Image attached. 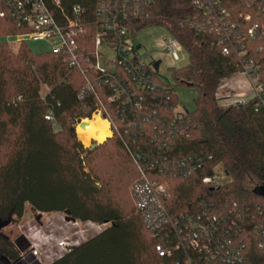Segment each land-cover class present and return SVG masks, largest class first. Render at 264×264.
Returning <instances> with one entry per match:
<instances>
[{
    "label": "trees",
    "instance_id": "obj_1",
    "mask_svg": "<svg viewBox=\"0 0 264 264\" xmlns=\"http://www.w3.org/2000/svg\"><path fill=\"white\" fill-rule=\"evenodd\" d=\"M46 1L62 23L76 4L85 7L84 19L91 21L101 0ZM222 3L234 18L250 7L248 0ZM150 13L151 19L141 21L137 30L161 25L182 43L189 63L173 68L172 75L178 85L196 90L190 135L173 140L170 155L211 157L204 171L192 177L164 179L169 209L182 212L203 199L216 205L236 201L264 207V197L254 193L264 186V106L257 107L255 99L225 106L217 97L221 81L240 70L241 46L222 41L213 29L197 32L191 26L197 13L194 0H154ZM22 32L13 19L0 17V257L21 261V251L3 229L30 206L37 213L60 212L74 221L105 224L48 264H182V251L167 256L156 251L161 237L137 207L132 188L141 175L124 140L113 135L90 149L77 138V120L90 118L97 108L93 95L78 97L85 77L61 55L34 53L27 41L13 50L5 38ZM92 40L91 32L80 38L89 51ZM245 43L264 77V35ZM154 76L160 80L158 73ZM166 84L172 104L178 106L174 88ZM49 114L52 119L46 118ZM218 164L230 181L213 188L202 178ZM248 248L249 264H264L259 243L250 242Z\"/></svg>",
    "mask_w": 264,
    "mask_h": 264
},
{
    "label": "built area",
    "instance_id": "obj_2",
    "mask_svg": "<svg viewBox=\"0 0 264 264\" xmlns=\"http://www.w3.org/2000/svg\"><path fill=\"white\" fill-rule=\"evenodd\" d=\"M54 3L59 5V0ZM153 3L154 0H101L89 22L84 19L85 7L76 4L71 8V16L61 23L46 0H0V17H10L19 29L24 30L7 38L12 48L27 39L52 41L51 51L64 57L70 68L85 77V85L78 97L84 100L93 95L97 106L93 115L107 121L110 137L118 135L124 140L141 175V180L132 188L137 207L154 224L155 236L161 237L155 246L160 256L182 251V264H249L250 242H258L264 249L262 205L250 207L236 201L216 205L203 199L182 212L173 213L168 207L170 193L164 179L192 177L204 171L206 161L211 157L170 155L173 140L190 135L189 111L172 104L171 87L154 76L159 73V69L154 68L157 60H147L151 52L143 55L140 46L131 38L141 21L151 19ZM194 4L197 13L191 26L197 32L213 29L221 35L222 41L241 46L237 51L240 59L237 73L248 77L257 107L264 106V77L249 56L245 43L264 35V0H248L249 11L238 12L236 18L222 0H194ZM257 17L261 21H257ZM90 32L94 35L91 51L80 42V38ZM161 43L170 59H179L184 48L177 38L168 32ZM105 50L111 51L114 57L103 67L99 59ZM225 80L221 81L218 90L227 87ZM46 118L53 116L49 114ZM83 119H78L77 124ZM220 173L230 177L218 164L210 174L203 176L202 181L213 188L220 187L225 184L221 182ZM71 222L79 224L78 221ZM87 223L100 230L105 226ZM29 230L26 236L35 237L29 252L42 260L37 242L41 241L43 246L50 241H43L42 236L36 238V231ZM44 233L45 239H50L51 233ZM171 236L172 245H166V239L168 242ZM77 238L66 233L57 242V247L63 254L81 243Z\"/></svg>",
    "mask_w": 264,
    "mask_h": 264
},
{
    "label": "rangeland",
    "instance_id": "obj_3",
    "mask_svg": "<svg viewBox=\"0 0 264 264\" xmlns=\"http://www.w3.org/2000/svg\"><path fill=\"white\" fill-rule=\"evenodd\" d=\"M164 35H168V31L166 30V28L164 26L161 25H148L142 29H140L139 31L136 32V34L131 37L132 38V42L135 45H139L140 46V52L145 55L148 52H151V55L149 57H147V60L150 59H154V60H161V64H160V68H159V73H158V77L160 78V80H162L165 83L170 84L173 88H174V92L176 93L178 100H179V104H178V108L181 110H188V111H192L195 108V98H196V90L191 87V86H186V85H178L176 80L173 78L172 75V69L173 68H180L183 67L185 65H187L189 63V54L186 50H182L179 53V59L178 60H174V59H170L169 56L164 52L163 46H162V38ZM8 37H6L5 39L7 40ZM9 40V39H8ZM27 43L30 47V49L34 52V53H46V52H50L52 50V41H48V40H40V39H27ZM18 47H14L13 50H18ZM114 55L111 53V51H104V55L100 57L99 62L100 64L105 67L107 65V60L109 58H113ZM245 76V75H244ZM246 78H248L247 76H245ZM226 105H230L228 103L224 104ZM97 115V114H96ZM95 115V116H96ZM101 117V116H99ZM90 118H94V115H92ZM103 118V117H101ZM85 119V118H84ZM77 124V122H76ZM74 125L75 128V133L76 136L77 131L76 128L78 125ZM77 138L79 139V137L77 136ZM107 139V138H106ZM80 140V139H79ZM81 141V140H80ZM82 142V141H81ZM104 142V141H103ZM103 142H98L96 140H90L88 145H85L83 143V145L86 148H94L99 144H102ZM220 178H221V182L223 183H227L230 181V177H227L223 174L220 173ZM131 190V187H130ZM59 213V214H58ZM38 213L34 212L33 210H31L30 206L26 207L24 216L20 219H18V221H16L15 223L5 227L3 229V232L7 235H9V237L11 238H18V235H27L28 233H30L29 228H31L32 232L36 231V235L38 237L43 238V241H50V244L43 245L41 246V241L37 242V246L39 248V252H41L43 255H45V252L49 249H51V251H56L57 257L60 256V254H62V250H59V248L57 247V242L62 239V237L64 235H66L65 230H69L68 234H71L75 237L78 236L77 240L79 242H82L84 239L88 238L91 234H94V232L99 231V228H93L92 225L94 224H90V223H82L79 222L78 225L72 224L71 220L69 217L67 218L63 213L60 212H50V213H46L45 216L36 221V215ZM30 227H25L27 221H29ZM43 221V222H42ZM43 223V224H41ZM44 224H46L47 226L50 225L49 227V231L47 230L44 234L46 233H51V237L50 239H45L46 237L43 236V232H41V230H46V227ZM42 228H41V227ZM88 229V231H87ZM80 230V231H79ZM64 231V232H63ZM76 231H79L78 233H76ZM39 235V236H38ZM80 235V236H79ZM31 238V237H29ZM27 241L28 243V238L22 236L21 239L18 240V244H20L22 241ZM36 243V242H35ZM25 248V247H23ZM31 247L27 250L22 249L23 252H25L24 257L21 261L17 262L16 264H26L27 262H29L31 260V257H28L30 255L29 251H30ZM40 253V254H41ZM41 257V256H40ZM54 257L52 260L49 261L52 262L55 258Z\"/></svg>",
    "mask_w": 264,
    "mask_h": 264
},
{
    "label": "crops",
    "instance_id": "obj_4",
    "mask_svg": "<svg viewBox=\"0 0 264 264\" xmlns=\"http://www.w3.org/2000/svg\"><path fill=\"white\" fill-rule=\"evenodd\" d=\"M226 83H227V87L220 89L217 91V97L220 100L221 104L224 105L225 103L228 104H234L236 102H240V103H244L247 102L249 100H251L253 98L252 92H251V85H250V81L248 78H246L244 75H242L241 73H236L233 76H231L230 78H226ZM54 213V212H53ZM39 214V213H38ZM37 214V215H38ZM46 213H42V218L45 216ZM59 214V213H58ZM66 217L67 215L65 213H63ZM37 215H36V221H37ZM31 220L27 221L25 227H30V222ZM43 222V221H42ZM43 224V223H41ZM46 227V230H41V232H46L50 225L47 226L46 224H44ZM41 227V226H40ZM42 228V227H41ZM49 231V230H48ZM66 233H69V230H65ZM22 236L27 237L28 238V243L27 241L25 242L24 240L18 244V240L22 238ZM18 238H11V240L17 245V247L19 248V250L21 251L22 255H25L22 249H29L30 247H32L34 245V241H35V237L29 238L26 235H18ZM47 244H50L47 243ZM25 247V248H23ZM30 253V252H29ZM56 251H51V249L47 250L45 252V255L42 256V260H40L38 257L36 256H31V254L28 257H31V260L29 262H27L26 264H48L50 260H52L54 257H56ZM23 258H21L22 260Z\"/></svg>",
    "mask_w": 264,
    "mask_h": 264
},
{
    "label": "bare ground",
    "instance_id": "obj_5",
    "mask_svg": "<svg viewBox=\"0 0 264 264\" xmlns=\"http://www.w3.org/2000/svg\"><path fill=\"white\" fill-rule=\"evenodd\" d=\"M77 125V136L85 145H88L92 139L103 142L111 136L109 124L99 115L94 116V118H85Z\"/></svg>",
    "mask_w": 264,
    "mask_h": 264
},
{
    "label": "water",
    "instance_id": "obj_6",
    "mask_svg": "<svg viewBox=\"0 0 264 264\" xmlns=\"http://www.w3.org/2000/svg\"><path fill=\"white\" fill-rule=\"evenodd\" d=\"M161 63V60H157L155 63H154V68L155 70H158L159 69V65ZM254 193L257 194V195H260L262 197H264V186H259L257 187L255 190H254ZM42 216V213H39L37 215V220H39ZM18 262L15 261V262H11V260L5 256H2L0 257V264H16Z\"/></svg>",
    "mask_w": 264,
    "mask_h": 264
}]
</instances>
